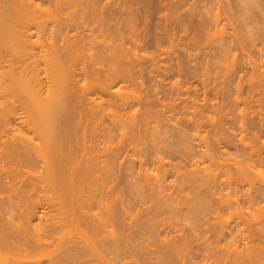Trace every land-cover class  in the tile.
Masks as SVG:
<instances>
[{"label": "bare ground", "instance_id": "bare-ground-1", "mask_svg": "<svg viewBox=\"0 0 264 264\" xmlns=\"http://www.w3.org/2000/svg\"><path fill=\"white\" fill-rule=\"evenodd\" d=\"M19 1L0 0V264H19L20 256L19 252L16 253V248L22 239L15 241L18 243L16 247L8 246L19 232L24 234L26 241H30L28 245L33 242L32 250L36 251L37 248L38 253L42 248L46 251L47 247L53 248L57 244L54 253V248L50 249L51 255L55 254L52 257L47 255L50 250L46 255L44 251L41 252L48 258L51 257L47 258L48 264H90L91 258L88 260V254H92V257L93 251H98L97 246H100L102 238L110 242L115 264H127L123 261L128 257L141 259L142 252L148 247L147 245L144 249L142 245L147 240L151 241L150 238H156V245L159 242L157 249L155 247V250L146 254L155 255L151 257L152 260L155 259V264H201L196 262L199 257L194 254L198 253L192 252L194 248L186 231L183 229L182 233H178L181 230H177L181 228V221L191 222L190 229L193 226L201 229L204 224L202 221L206 220V212L210 209L212 213L208 214L214 213L211 210L212 205L215 206L212 204L214 197L216 199L218 193L224 196L225 190L228 191V197L234 195L235 202L229 198L232 203L237 204L236 207L241 204L239 202L243 203L241 199H244L245 194L242 198L241 194L247 185L252 189L248 196L250 199V195L253 201L264 198V183L255 174L257 180L255 172L253 173V170L264 167V63L259 65V62L252 60V54H247V48L246 52L240 51V56L237 55V49V53L232 56L233 47L231 49L228 42L230 37L220 38L212 48L211 41L215 38L217 40L218 36L213 35V40L210 39L211 31L215 29L221 32L218 30L220 21L215 18H195L199 23L195 30L190 28L192 36L187 28V18H177L176 23L185 26L183 29L177 27L185 34L180 35L179 40H176L178 35L176 38L174 36L171 41L170 46L177 58L175 68L171 69L162 64L163 61L158 55L144 50L146 33L140 32L138 26L134 25L137 24L134 22V13L138 10L132 12L133 8L130 9L132 6L128 4V0H122L124 5L120 3L121 0L120 5L117 0H109V4H102V0H74V4L70 2L71 5L67 4V0L54 5L49 2ZM252 1L250 5L254 3ZM248 2L245 3L247 6H243L247 8ZM256 2L258 4H254L259 6L257 9H260L261 15L258 17L260 21L256 20L258 18L253 21L259 30L257 37L260 39L255 37L257 30H252L254 36L251 32L249 40L253 36L259 41L264 37V2ZM126 6L128 9L124 10ZM207 8L206 10H210V7ZM189 17V23L198 21L193 20V16ZM244 29L246 32V27ZM247 31L243 37V31L238 29L239 37L246 39L251 30ZM236 35L235 33L233 36L236 38ZM207 36L208 42L203 39H207ZM188 38L190 39L186 42ZM200 40L207 46L210 45L207 48L209 50L204 48L206 45ZM253 50L251 46L249 51L252 53ZM255 52L262 54L263 51L255 49ZM236 55L247 56L252 63V68L242 70L243 74L238 79L234 63L228 68L225 67L226 71L222 69L223 64L232 61L231 56L236 58ZM5 62L8 64L2 66ZM173 69L176 71L172 72ZM163 77L168 78V81ZM171 77L177 79L168 85ZM146 85L152 87L150 91ZM145 89L149 93H145ZM161 94H165L164 97L168 100L163 97L166 101H161ZM140 105H143V110ZM136 106L142 111L139 113L140 117ZM165 108L171 109L168 111L171 118L168 114L165 115ZM177 122L182 128L177 127ZM202 129L207 133L203 138L197 133ZM190 130H194L193 135ZM129 147L132 156L124 164L128 171L124 178V175L121 176V169L118 172L117 166L123 165L122 154ZM230 150H235L236 153L233 152L237 156L229 154ZM173 154H182V157L179 156L177 162V156ZM226 155L234 158L226 159ZM136 164L139 167L138 172ZM147 165L151 169H147ZM190 166L193 170L187 168ZM120 168L125 171V168ZM212 170H219V173L209 172ZM121 177L124 178L123 182ZM169 179L177 180L179 185L186 187L188 196L181 194L184 189L177 192L178 186L173 189L172 185L171 191L170 184L173 181ZM102 180L103 184L100 183ZM119 180L123 183L122 189L120 188L122 191L118 193L117 190L115 200L111 201V198L105 196L109 198V202L104 201L103 196L108 193V189H105L109 186L108 183H112L114 188V181L118 183ZM37 182L39 189L36 187ZM41 187L44 190L48 188L47 193L51 189L49 194L53 193L54 197L55 192L57 197L59 195V199L53 198L59 203L57 214L54 212L56 215H48L44 195L40 194ZM10 188L15 191L11 195L15 197L11 198L13 203L9 199L10 195L7 196L8 203L7 199L5 202L3 200L7 195L5 191ZM113 188L110 185V190ZM36 190L39 192L38 198ZM112 193L115 195L114 191ZM50 198L46 200L53 211L57 205ZM15 200H18L19 206ZM223 200L227 202L226 198ZM40 202L46 208L38 216ZM17 206H24L23 212ZM232 206L235 207L234 204ZM17 211L21 213L20 217ZM135 211L147 212L150 219H147L148 224L145 226L141 227L139 223V232L129 237L127 232L122 231L130 227L128 219L135 215ZM215 213L218 214L217 220L222 218L218 211ZM102 214L104 223L101 221L102 217L98 218ZM8 215L12 216L11 220ZM13 215L21 218L19 224L15 220L17 226ZM37 217L42 223L32 228L31 223ZM12 221L14 227H17L16 233L14 228V231L10 228ZM220 221L222 229L227 222L225 218ZM6 223L11 225L7 226ZM108 226L111 231L109 228L107 230ZM127 228L126 231L129 232ZM30 231L31 234H27ZM6 233H14V237H6ZM32 235L36 237L35 240ZM224 236L225 234L222 237ZM26 241L20 245H25ZM212 241L209 238L204 243L205 250L209 252L204 264H258L259 252L264 250L256 247L248 255L242 250L244 254L239 251L237 241L236 244L233 240L228 241V248H215L212 245L216 241ZM12 242L15 243L14 239ZM218 242L220 241L217 240ZM8 247L10 251H7ZM4 250L6 254H11L12 250L17 254H12L13 258L7 254L14 259L13 262L9 257L6 259ZM23 250L28 251V248ZM31 251L27 254L32 258L29 259L30 264H42L43 262H35L38 253ZM20 252L22 254L21 249ZM101 255L102 253L99 254L102 259L105 254ZM17 256L19 261H16ZM94 260L96 259L93 262ZM102 262L107 263L109 260L105 256L99 263ZM95 263L97 262L92 264Z\"/></svg>", "mask_w": 264, "mask_h": 264}, {"label": "rangeland", "instance_id": "rangeland-1", "mask_svg": "<svg viewBox=\"0 0 264 264\" xmlns=\"http://www.w3.org/2000/svg\"><path fill=\"white\" fill-rule=\"evenodd\" d=\"M17 2H20L19 0H16ZM27 1H30V2H36V3H40V2H49V3H52V5H54L55 3H58V2H60L59 4H61V2L62 1H66V0H27ZM77 0H75V2H76ZM103 2H102V4L103 3H107V4H109V3H111L109 0V2H104V0H102ZM118 1V3H119V0H117ZM125 1V0H124ZM124 1L122 2V0L120 1V3H122L123 5H124ZM129 1V3L128 4H130L132 7L130 8V9H132V12H135V11H137V12H135L134 13V18H135V23H137V24H134V25H137L136 27H137V29L139 28V30H140V32L142 31H145L144 32V34H145V46H144V50L146 51V52H148V53H151V54H156V55H158V57H160V60L161 61H163L162 62V64H164L166 67H170L171 69L174 67L175 68V64L177 63V60H175V59H177V58H175L176 57V55H175V53H174V50H172V48H171V46H170V44L172 43L171 41H172V39H173V37L174 38H176L177 37V35H178V38H176V40H179V36L181 35L182 36V34L184 35L185 34V32H183L182 30H180V28L179 27H181V29H183V27H185V26H179L177 23H176V21H177V18H179V17H183V18H187V28H188V30L189 31H191V29H193V30H195V28L197 27L196 25L199 23V20L198 19H200L199 17H202V18H207V19H214L215 18V20L216 19H218V21H220L219 23V27H218V30H220L221 32L219 33L218 31H216L215 29H213L212 31H211V33H210V35H211V37H210V39H212L213 40V38H214V36L213 35H216V36H218L217 37V40H215L214 39V41H211V42H213V43H207L208 45L210 44L211 46H212V48H214L213 47V44H214V46H216L217 45V41L219 40L220 41V38L222 39V38H224V37H230V39L228 40V42H229V44L231 45V49H232V47H233V52L231 51V54H232V56L234 55V54H236L237 52V55L239 54V53H241V52H244L245 50H246V48H247V54H248V52H249V54L251 55L250 57H251V59L252 60H255L259 65H263V63H264V56H263V53H264V37L262 38L261 37V39H263V40H255V38L253 37L254 35H253V32H252V30H257V26L256 25H254V22L256 21V20H259L260 21V15L261 14H259V11H260V9H259V11H258V7L259 6H257V0H248V1H246V0H128ZM141 1V2H140ZM248 2V7L246 8L245 6H247V4H245L246 2ZM254 2V3H257V4H254V3H251V5L249 4L250 2ZM264 2V0H258V2ZM63 2V3H64ZM70 2H71V4H74V0H67V4L69 3L70 4ZM78 2V1H77ZM125 2H127V1H125ZM262 2V3H263ZM116 4H117V2H115ZM120 3H119V5H120ZM139 3V4H138ZM152 3V4H151ZM65 4V3H64ZM64 4H62V5H64ZM70 4V5H71ZM75 4H77V3H75ZM115 4V5H116ZM127 3H125V5H126ZM192 4H193V6H192ZM205 4V5H204ZM228 4V5H227ZM245 4V6H243ZM114 5V4H113ZM130 5H128V6H130ZM150 5V6H149ZM253 5H256V7L255 6H253ZM66 6V5H65ZM103 7H105L104 5H102ZM203 6V7H202ZM210 7L209 9L210 10H206V9H208L207 7ZM253 6V7H252ZM107 7V6H106ZM117 7H118V5H117ZM127 7V6H126ZM123 8L124 10H127L128 9V7L127 8ZM193 7V8H192ZM194 7H195V9H194ZM249 7H251V8H249ZM255 7V8H254ZM116 7H114V9H115ZM230 10H229V9ZM139 11H140V13H139ZM194 11V12H193ZM200 11V13L198 14V12ZM205 11V12H204ZM243 11V12H242ZM180 12V13H179ZM197 14H196V13ZM209 12V13H208ZM211 12V13H210ZM244 12H246V13H244ZM261 12V11H260ZM139 13V14H138ZM192 13V14H191ZM203 13V14H202ZM185 14V15H184ZM187 14H190V15H187ZM234 14V15H233ZM246 14H251V15H249V17H248V15H247V17H246ZM175 15V16H174ZM189 16H193L194 18H193V20H198L197 22H194L193 21V23H189V18L191 19V17H189ZM167 18V20H166V18ZM246 17V18H245ZM259 17V18H258ZM165 18V19H164ZM195 18H198V19H195ZM201 18V19H202ZM236 18V19H235ZM255 18H258V19H256L255 20ZM145 19V20H144ZM164 19V20H163ZM206 19V20H207ZM243 19V20H242ZM253 19L255 20V21H253ZM166 20V21H165ZM141 21V22H140ZM210 21H212V20H210ZM244 21V22H243ZM253 21V22H252ZM173 22H174V24H173ZM237 22H238V25H236L237 24ZM251 22L253 23L252 24V26H251ZM143 23H144V25H143ZM177 25H176V24ZM240 23V24H239ZM246 23V24H245ZM250 24V25H249ZM172 25H174V26H172ZM246 27V32H248L247 31V29H249V30H251L249 33H248V35H247V37H246V39H242V37L240 38L239 36V34H240V32H242L243 31V35L244 34H246V32H244L245 31V29L243 30V28H245L244 26ZM145 26V27H144ZM168 26V27H167ZM176 26V27H175ZM177 26H179V27H177ZM264 26V25H263ZM170 27V28H169ZM238 27H240V28H238ZM255 27V28H254ZM258 27H261V26H258ZM141 28V29H140ZM144 28V29H143ZM175 28V29H174ZM177 28V29H176ZM191 28V29H190ZM223 28V29H222ZM173 29V30H172ZM238 29L240 30V32H238ZM138 30V31H139ZM176 30V31H175ZM179 31V32H178ZM182 31V32H181ZM234 33H233V32ZM259 30H257V31H255L256 32V39H260V37L258 38L257 37V32H258ZM263 31H264V28H263ZM262 31V32H263ZM224 32L227 34H224ZM251 32H252V34H251ZM72 33V32H71ZM192 31L190 32V35L192 36ZM214 33V34H213ZM216 33H219L218 35L216 34ZM235 33L237 34L236 35V38L233 36V35H235ZM239 33V34H238ZM264 33V32H263ZM228 34H230L229 36H228ZM249 34H251V35H253L252 36V40H249L251 37V35H249ZM162 35V36H161ZM209 35V36H210ZM243 35H241V36H243ZM209 36H207V39L206 38H203L204 39V41L205 40H207V42L209 41ZM246 35H244L243 37H245ZM171 37V38H170ZM190 37V36H189ZM206 37V36H205ZM250 37V38H249ZM191 38V37H190ZM190 38H188L187 40H186V42L187 41H189V39ZM239 38V39H238ZM254 38V39H253ZM171 39V40H170ZM200 39H202V38H200ZM241 39V40H240ZM182 40V39H181ZM190 40H192V38L190 39ZM243 40V41H242ZM245 40H247L248 42H252V43H254V45H252V43L250 44V43H248L247 41H245ZM253 40H255V41H253ZM247 43H245V42ZM177 42V41H176ZM185 42V41H184ZM200 42H203V40L201 41L200 40ZM244 42V43H243ZM257 44H256V43ZM259 42V43H258ZM261 43V44H260ZM202 44H204V42L202 43ZM206 44H204V46H205ZM210 45L209 46H207L206 45V47H204L205 49H207V48H209L210 47ZM229 45V46H230ZM243 45L245 46V47H243ZM256 45V46H255ZM202 46V45H201ZM247 46V47H246ZM250 46V47H249ZM251 46H252V50L254 51V52H250L249 50L251 49ZM261 46V47H260ZM243 47V48H242ZM148 48V49H147ZM241 48V49H240ZM249 48V49H248ZM211 49V48H210ZM237 49H238V51H237ZM244 49V50H243ZM255 49H257L258 51H263L262 52V54L260 53L259 54V52L258 53H256L255 52ZM207 50H209V49H207ZM37 51V50H36ZM237 51V52H236ZM241 51V52H240ZM245 51V52H246ZM236 52V53H235ZM39 52L37 51V54H38ZM234 53V54H233ZM253 53H254V56H253ZM36 54V55H37ZM244 53H242V55H243ZM39 55V54H38ZM162 57H161V56ZM174 55H175V57H174ZM237 55H236V60H234V58L231 56V59H233L235 62H233V60L232 61H229V62H225L223 65H224V67L222 68V69H224L225 67H227L228 68V66H230L232 63H234V65L236 66V70L235 71H237V73H236V78L238 79V77H240L243 73H242V70H245V69H251L252 67V63L250 62V60H249V58L247 57V56H244V57H237ZM257 55V56H256ZM259 55V56H258ZM178 56V55H177ZM238 56H240V54L238 55ZM255 57H257V58H255ZM230 59V60H231ZM8 64V63H7ZM6 64V62L5 63H3L2 64V66H6L7 65ZM37 64V63H36ZM173 64V65H172ZM238 64V65H237ZM41 65H42V63H41ZM40 65V66H41ZM249 67V68H248ZM6 68V67H5ZM42 69V67H39V69ZM170 69V70H171ZM222 69H221V71H222ZM233 69V68H232ZM38 70V69H37ZM225 70V69H224ZM240 70V71H239ZM38 71H40V70H38ZM168 71V70H167ZM176 71V69H173L172 70V72H175ZM226 71V70H225ZM165 72V71H164ZM171 72V73H172ZM241 72V73H240ZM171 73H169V75H171ZM166 74V73H165ZM173 74V73H172ZM241 74V75H240ZM175 77H177V76H175ZM161 79V78H160ZM163 79H166V78H164L163 77ZM177 78H174V77H171V80H170V78H169V82H167L168 81V78L166 79L167 81V83H168V85L170 84V83H172V82H174L175 80H176ZM172 81V82H171ZM165 82V83H166ZM147 86V85H146ZM146 86H145V88H146ZM148 86H149V88L150 89H148ZM147 86V89L150 91L151 90V86L150 85H148ZM147 89H145V90H147ZM148 90L147 91H144L145 93L146 92H148ZM152 90H155L154 88L152 89ZM152 92V91H151ZM149 93V92H148ZM148 95H150V94H148ZM153 94H151V96H152ZM164 95L165 94H161L159 97L161 98V101H162V99H163V97H164ZM167 95V94H166ZM168 97V96H167ZM158 98V97H157ZM159 98V99H160ZM165 98V97H164ZM165 99H167L168 100V98H165ZM165 99H163V101H166ZM160 101V102H161ZM170 101V100H169ZM166 103V102H165ZM169 102L167 101V103L166 104H168ZM170 103H171V101H170ZM139 105V104H138ZM137 105V106H138ZM136 106V107H137ZM135 107V108H136ZM140 107H141V109L143 108V105L141 106L140 105ZM169 107V106H168ZM170 108V107H169ZM169 108H165L164 109V111L165 110H167V113H166V111H165V115L166 116H168L169 118H171L170 117V113L168 112V111H170L171 109H169ZM137 109H138V107H137ZM140 109V110H141ZM144 109V108H143ZM142 109V110H143ZM169 109V110H168ZM138 111H139V109H138ZM179 111H181V110H179ZM142 112V111H141ZM141 112L139 111L138 112V115H139V113L141 114ZM168 114V115H167ZM139 117H140V115H139ZM181 117H183V116H181ZM176 121V120H175ZM175 121L173 122V125H175L174 123H175ZM181 122H182V120H181ZM172 123V122H171ZM179 123L177 122V127H179V125H178ZM184 126V125H183ZM181 128H182V126H180ZM179 127V128H180ZM186 127V126H185ZM194 130H190V133L192 134V132H193ZM200 132H202V133H200ZM198 131L197 133L200 135V137L201 138H203L204 136H206V132H205V130L204 129H202L201 131ZM196 133V132H195ZM196 133V134H197ZM190 134V135H191ZM193 135V134H192ZM262 140H264V136H263V138H262ZM197 143V142H196ZM199 143V142H198ZM201 144V143H200ZM128 148V147H127ZM144 148H146V146L144 147ZM129 152H130V147H129V149H127ZM128 151H125V154H122V156H124V157H122V158H124V160L122 159V164L123 165H119V167L117 166V168H119V173H120V169H121V172H122V174H121V176H123L124 178L126 177V175H127V170H126V168H125V165L124 164H126V161H128V159L130 158V156H132V154H131V152L129 153ZM236 153V151L235 150H230L229 151V154H231V155H235V156H237L234 152ZM234 153V154H233ZM129 157H128V156ZM175 157L177 156V154H173ZM179 156H180V158L182 157V154H178V156H177V158H175V161H176V159H178L177 160V162L179 161ZM173 157V156H172ZM227 157V158H226ZM126 158V159H125ZM140 158V157H139ZM225 158L226 159H228V158H230V159H233L232 157H229V156H225ZM125 161V162H124ZM180 161H181V159H180ZM128 164H129V162H128ZM1 166V165H0ZM129 166V165H128ZM132 167H133V165H131ZM136 166H137V164H136ZM135 166V167H136ZM185 166H186V163H185ZM189 166V165H188ZM8 167L9 166H7V169H8ZM120 167H123V168H125V171H123L124 169H122V168H120ZM126 167H127V165H126ZM203 167V165L200 167V168H202ZM1 168V167H0ZM139 169V167L137 166L136 167V169ZM146 168L148 169H151V167H150V165H147L146 166ZM187 168H189V170H193V168L190 166V167H187ZM6 169V168H5ZM4 169V170H5ZM138 169H137V172H138ZM188 170V169H187ZM256 170V171H255ZM255 170H253V173H254V176H255V174H257V176H258V178H259V180L262 182V183H264V167H259V168H257V169H255ZM217 170H215V172H216ZM209 172H213V170L212 171H209ZM209 172H207V173H209ZM215 172H213V174H216ZM217 173H219V170L217 171ZM123 177H121L123 180H122V182L124 181V178ZM256 177V176H255ZM175 179V178H174ZM174 179H169L170 181L172 180L173 181V183H171V182H169V180H168V183L171 185V187H170V189H171V191H173L172 190V185H173V189L174 188H176L177 186V192L179 191V189L180 190H183V192L181 191V194L182 195H186V197L188 196L187 195V191L185 190L186 189V187L184 188V186H182V185H179V183L178 182H176L177 180H174ZM256 179H257V177H256ZM258 180V179H257ZM121 180H119V182L118 183H116L117 181H114V188L116 189H114L113 188V185H112V183H108L109 184V186L107 187V188H105V189H108V193H107V195L105 194L103 197H109V198H111L110 200L112 201V200H115V198L116 197H114V196H116L117 195V190H118V193L120 192V191H122L121 189H122V187H123V183L121 184V182H120ZM39 182V181H38ZM38 182L36 183V187H38L37 185H39L38 184ZM40 183V182H39ZM101 184H103L104 183V181L102 180L101 182H100ZM120 183V184H119ZM167 183V184H168ZM259 183V182H258ZM119 184V185H118ZM42 185V184H41ZM40 185V186H41ZM110 185H111V188H113V190H110ZM117 185L119 186V187H117ZM122 185V186H121ZM43 187V186H42ZM41 187V193L40 194H42V195H44V200H45V203H44V205L45 204H47V208H46V206H44V205H42V203H43V201H42V203H41V207H39L40 205H38V216H40V215H42V212H44L45 211V208H46V210L48 211V215H50V214H52V215H56L57 214V207L59 208V203L57 204L56 203V200L57 199H59V195H58V197L56 196V192H55V197H54V195H53V193L51 194H49V192H50V190L51 189H49V191H48V193L46 192V190H48V188L46 189V190H44L43 188ZM119 188V189H118ZM121 188V189H120ZM10 189H13V188H10ZM10 189H8L7 191H5L6 193H7V195H5L6 196V198H4L3 197V195L1 194V197H3V200H4V202H5V200L7 199V203L9 202L8 200L10 199V201H12L11 200V198L13 197L14 199H15V197H14V195L13 196H11L12 194H14V189H13V191L12 190H10ZM37 189H39V187L37 188ZM245 189H247V190H245ZM252 191V189H251V187H250V185H247L244 189H243V193L241 194V198L243 197L242 195L243 194H245L244 195V199L242 198H239V200L241 199V201L243 200V203L242 202H239V203H241V204H239V206H237L236 207V205L237 204H235V203H232V202H235V197H234V195L232 194L231 196H229V197H231L232 198V202H231V199L228 197V191L227 190H225V191H227V192H225V191H223V193H224V196H223V194L221 193V194H219L218 193V195H217V197H216V199H215V197H214V203H213V201H212V204H214L215 206H213L212 205V208H211V210L214 212L213 214H208V213H210L211 211H210V209L208 210L209 212H206V217H204V219H206L204 222L202 221V223H204L205 224V226H204V224H203V226L201 227V229L200 228H198V229H195L194 228V226H193V224H191V226H193L191 229H192V231H191V229H190V223L191 222H188V221H181V224H180V226H181V228H177V230H180V232H178V233H182L183 232V229H184V232L186 231V234H187V236L189 237V239H190V241H191V245L193 246V250H192V252L193 253H198V254H194L195 255V257H197V255H198V257H199V259H197L196 260V262L197 263H200L201 262V264H204V262H206V259L208 258V255H209V252L207 251V250H205L206 248L204 247L205 245H204V243L205 242H207L208 240H209V238H210V240H211V242H213L212 240H215L214 242L216 243V244H214L213 243V245L212 246H214L215 248H217V247H226V248H228V246H227V244L229 243L228 241H232L233 240V242L235 243L236 241H237V244H238V246H239V248H240V250L239 251H244V253L245 254H248V255H251L250 253H252V251H253V248H256V249H258V248H260V249H264V227H263V223H264V221H262L261 222V219L264 217V198H260V199H258L257 201H253V198H252V196L250 195V197H251V199L248 197L249 196V193ZM38 190H36V192H37ZM44 191H45V193H44ZM53 191V190H52ZM107 191V190H106ZM109 191H110V193H109ZM115 192V195H114V193H112V192ZM249 191V192H248ZM44 194H43V193ZM104 192V191H103ZM246 192H247V194H246ZM17 193V192H16ZM112 193V194H111ZM3 194H5L4 192H3ZM37 194V198H38V194H39V192H37L36 193ZM108 194H109V196H108ZM9 195H10V197H9ZM48 197H47V196ZM50 195H53L52 196V198H50ZM221 195H222V197H221ZM9 197V199H8V197ZM16 196V195H15ZM220 196V197H219ZM35 197H36V195H35ZM57 197V198H56ZM104 198V201H107L108 200V202H109V198L107 199V198ZM228 197V198H227ZM16 198H17V196H16ZM48 198H50V199H52V201L54 200L53 198H56V200H54L53 201V204L54 203H56V208H53L54 210L52 211V207H49L50 205H49V202L47 201L48 200ZM219 198H222V199H220L219 200ZM226 198V200H227V202H225L223 199H225ZM34 198H32V200H33ZM47 199V200H46ZM230 200V202H229V200ZM233 199H234V201H233ZM262 199V200H261ZM34 200H36V199H34ZM222 200L225 202H222ZM248 200H250L251 201V203L248 201ZM260 200V201H259ZM18 201V200H17ZM16 200H15V202H17ZM37 201H39V199L37 200ZM46 201H47V203H46ZM252 201L254 202V203H252ZM261 201H262V203H261ZM221 202H222V205H221ZM246 202V203H245ZM12 203H13V201H12ZM18 203V202H17ZM50 203H51V201H50ZM257 203V204H256ZM19 204L20 203H18V206H19ZM52 204V203H51ZM224 204H231L230 206H226V205H224ZM232 204H234L235 205V207L234 206H232ZM217 205H218V207H217ZM259 205V206H258ZM17 206V207H18ZM44 206V207H43ZM54 206V205H53ZM24 207V206H23ZM23 207H18V209H19V211L21 210L22 211V209H23ZM230 207V208H229ZM233 209H232V208ZM44 208V209H43ZM51 208V209H50ZM226 208V209H225ZM17 209V208H16ZM17 209V210H18ZM56 209V210H55ZM262 209V212L260 211ZM49 210H51V211H49ZM151 210V209H150ZM149 210V211H150ZM153 210V209H152ZM227 210V211H226ZM19 211H17V214L19 213ZM216 211H218V213H219V216H221V214H222V218L224 219H226V221L225 222H227L228 223V227H227V223H226V226H222L223 228L221 229V219L219 218V220H217L218 218L216 217V215H218V214H216L215 212ZM23 212V211H22ZM41 212V213H40ZM54 212L56 213V214H54ZM139 212V211H138ZM138 212H136L135 211V215L133 216L132 215V217L131 218H129L128 220V224L130 223V227L129 228H127V230H130V231H132V232H130V234H129V232L128 231H126V228H125V230H121V229H119V231L121 230L122 232H127L128 233V236L130 237V236H132L133 237V235L132 234H134V233H138L139 232V230L138 229H140L139 227V223H140V225H141V227L142 226H145V225H147L148 224V221H149V219H150V217L147 215V212H144L145 213V215H144V213L141 211V213H138ZM221 212V213H220ZM59 213V212H58ZM212 213V212H211ZM20 215H19V217L21 216V213H19ZM104 214V213H103ZM99 215V217L98 218H100L101 219V217L103 218V219H101V221H103L104 220V215ZM207 214H208V217H207ZM52 215H50V216H52ZM144 215V216H143ZM147 215V216H146ZM209 215H210V217H209ZM212 215V216H211ZM213 215L215 216V219H213ZM259 215V216H258ZM263 215V216H262ZM9 216V215H8ZM15 215H13V217H14ZM136 216V217H135ZM10 217H12V216H9V218ZM47 217H49V216H47ZM134 217V221L132 220V218ZM138 217V218H137ZM147 217V218H146ZM212 217V218H211ZM256 217V218H255ZM9 218H8V221H9ZM15 218V219H14ZM13 219H14V222H15V220L17 221V224H19L18 223V221H20L21 220V218H19L18 219V215H17V217L15 216ZM105 218H106V215H105ZM261 218V219H260ZM12 219V220H13ZM131 219V220H130ZM138 221H137V220ZM147 219H148V221H147ZM245 219V220H244ZM259 219V220H258ZM10 220H11V218H10ZM209 220V221H208ZM241 220V221H240ZM257 220V222H254V221H256ZM38 221V222H37ZM42 221V220H41ZM40 220H39V218L37 217L35 220H33L32 221V228H36L37 226H39L38 224L39 223H42ZM45 219H44V223H45ZM223 221V220H222ZM246 221V222H245ZM260 222V225H259V222ZM10 222V221H9ZM23 222V221H22ZM205 222H207V224L205 223ZM225 222H223L224 224H225ZM11 223V222H10ZM10 223H6V224H8L7 226H9V224ZM103 223H104V221H103ZM105 223L107 224V225H110V224H108V220H105ZM131 223H133V225L131 224ZM220 223V224H219ZM222 223V224H223ZM5 224V225H6ZM22 223L20 222V225H21ZM11 225V224H10ZM15 225H16V222H15ZM34 225L36 226V227H34ZM106 225V226H107ZM134 225H136L135 227H134ZM189 227H188V226ZM11 226H13V227H11ZM10 226V228L11 229H15V233L17 232V227H14V225H13V221H12V225ZM17 226V225H16ZM184 226H186V227H184ZM262 226V227H261ZM19 227V226H18ZM110 226H108L107 227V230H109L110 228H109ZM134 228V229H132V228ZM138 227V228H137ZM226 227V228H225ZM251 227H253V228H255V229H252ZM257 227H259V228H257ZM31 228V229H32ZM109 228V229H108ZM224 228H225V230H224ZM256 228H257V230H256ZM263 228V229H262ZM7 229H8V227H7ZM6 229V230H7ZM14 229H13V231H14ZM18 229H20V228H18ZM124 229V228H123ZM132 229V230H131ZM137 229V230H136ZM187 229V230H186ZM189 229V230H188ZM207 229V230H206ZM263 231H262V230ZM21 230V229H20ZM19 230V231H20ZM195 230V231H194ZM224 230V232H222ZM11 231V230H10ZM109 231H111V229L109 230ZM120 231V232H121ZM137 231V232H136ZM141 231V230H140ZM194 231V232H193ZM202 231V232H201ZM208 233H207V232ZM214 231V232H213ZM221 231V232H220ZM6 232V231H5ZM35 232V231H34ZM187 232H189V233H187ZM204 232V233H203ZM220 232V233H219ZM20 233V232H19ZM18 233V234H19ZM126 233V234H127ZM193 233H194V235H193ZM215 233V234H214ZM7 234V233H6ZM8 234H10V233H8ZM6 235V237H8V236H11L12 234H10V235ZM18 234H16L15 236L16 237H14L13 235H14V233H13V239H14V242L16 241V242H19L21 239L23 240V238L25 237L24 236V234L23 235H21V233H20V235H21V237H20V235H18ZM27 234H31V231H30V233H27ZM34 234V233H33ZM36 234V233H35ZM125 234V235H126ZM200 236H199V235ZM209 234V235H208ZM220 236H219V235ZM223 234H225V236L224 237H222L223 236ZM135 235V234H134ZM172 235V234H171ZM174 235H176V234H174ZM178 235V234H177ZM204 235H205V237H204ZM209 237H208V236ZM231 235V236H230ZM33 237H34V235H32ZM128 236H126L127 238H128ZM196 236V237H195ZM198 236V237H197ZM203 236V237H202ZM18 237L20 238V239H18ZM23 237V238H22ZM29 237V236H28ZM131 237V238H132ZM162 237V236H161ZM206 237H208V238H206ZM212 237H213V239H212ZM221 237V238H220ZM15 238H16V240H15ZM195 238V239H194ZM218 238V239H217ZM236 238V239H235ZM10 238H8V240H9ZM13 239H12V241H13ZM18 239V240H17ZM26 238H24V240L22 241H20V243H19V245H17L18 243H13L11 240H9V241H11L12 242V244H10L11 242H9V245L8 246H12V247H14L15 245H17V247L18 248H16V249H18L17 250V252L16 253H18L19 252V254H18V256H20V261L18 260V256H17V260L16 261H19V264H30V262L29 261H31V260H29L30 258H29V255L27 256V254H29L28 252L29 251H31L32 250V248H33V242H31L29 245H28V243L30 242V241H28V239H27V241L25 240ZM30 239H32V238H30ZM34 240L36 239V237H34L33 238ZM103 239V240H102ZM101 240L102 241H100L101 243H99V247L97 246V249H98V251H96V252H94L93 251V254L94 255H96L98 252H99V254H101L102 253V255H104V256H102L103 258L101 259L100 258V256H99V254H97V256H99L98 258H97V256H92L93 257V259H96V260H94V262H97V263H99L101 260L103 261L104 260V258H105V256H106V258H107V261L109 260V262H107V263H104V262H106V260L104 261V262H102V263H99V264H115V256H113L111 253V250H110V242L108 241V239L107 240H104V238H102ZM193 239V240H192ZM206 239H208V240H206ZM230 239H232V240H230ZM234 239H235V241H234ZM256 239V240H255ZM34 240H32V241H34ZM149 240H151V241H153V242H151V241H148L147 240V242L145 243V244H143L142 246H143V248L145 249V246H147L148 245V247H146V250H148V251H143L142 252V257H141V259H138L137 257H128L126 260L124 259V263H127V264H155V259L154 260H152L151 259V257H155V255H152V256H150V255H146L147 254V252H151V250L153 251V250H155V247H156V249L159 247V242H157V245L155 244L156 242H154V240H156V238H150ZM202 240V241H201ZM217 240L218 241H220V242H218V243H221V244H218L217 243ZM25 241L27 242L25 245H20V244H24L25 243ZM105 241H108V242H105ZM157 241V240H156ZM257 241V242H256ZM259 241V242H258ZM22 242V243H21ZM36 242V241H35ZM103 242V243H102ZM150 242H151V244H150ZM148 243V244H147ZM155 244V246H154V244ZM232 243V242H231ZM230 243V244H231ZM233 243V244H234ZM250 243V244H249ZM14 244V245H13ZM109 244V245H108ZM198 244H199V246H198ZM229 244V245H230ZM232 244V245H233ZM236 244V243H235ZM247 244V245H246ZM257 244V245H256ZM34 245H35V243H34ZM57 245V244H56ZM56 245H54L55 247H53V248H51V247H47L46 248V251H45V249L44 248H42L43 250L41 251H39V253H40V255H39V253L37 252L38 251V249L36 248V251H31V252H37L36 254H37V256H36V258L37 259H35L34 261L35 262H39V263H42V264H48V262L47 261H49V260H47V256H45L47 253L46 252H49V250L50 249H53L54 251L52 252V253H54L55 252V249H57V246ZM150 245H151V247H152V245H153V247L152 248H154V249H151V247H150ZM226 245V246H225ZM25 246H26V248H28V251L27 250H23V249H26L25 248ZM28 246V247H27ZM32 246V247H31ZM53 246V245H52ZM200 246H202V247H200ZM16 247V246H15ZM19 247H20V249H21V251H22V254H21V252H20V249H19ZM30 247V248H29ZM96 247V246H95ZM102 247V248H101ZM248 247H249V249H248ZM11 248V247H10ZM112 248V247H111ZM148 248V249H147ZM214 248V249H215ZM7 249V251H8V249H9V247L8 248H6ZM255 249V250H256ZM110 252H109V251ZM202 250H204V251H202ZM219 250V249H218ZM223 250V249H222ZM9 251H10V249H9ZM16 251V250H15ZM24 251V252H23ZM27 251V252H26ZM44 251V252H43ZM107 253H106V252ZM202 251V252H201ZM215 251V250H214ZM217 251V250H216ZM241 251V252H242ZM12 252H13V250H12ZM10 252L11 254H9V252L7 253V254H9V256H13L15 253L13 252ZM41 252H43L45 255H43V254H41ZM101 252V253H100ZM256 252V251H255ZM24 253V254H23ZM104 253V254H103ZM111 255H110V254ZM206 253V254H205ZM243 253V252H242ZM243 253V254H244ZM258 253V252H257ZM263 253V254H262ZM6 254V252H5V250H4V255ZM5 255L6 256V259H8V255ZM13 254V255H12ZM199 254H200V256H199ZM203 254V255H202ZM204 254H205V256H204ZM208 254V255H207ZM216 254L218 255V251L216 252ZM15 255H17V254H15ZM14 255V256H15ZM32 255H33V253H32ZM41 255H43V257H46V258H43ZM48 256L50 255L51 257H52V255H55V254H52L51 255V250H50V253L49 254H47ZM88 255H90L89 257H87L88 258V260L90 259V264H92V263H94L93 262V259H92V257H91V255L92 254H88ZM248 255H245V256H248ZM259 255H260V258H259V263L258 264H264V250L263 251H261V252H259ZM39 256H40V258L42 259V260H40V258H39ZM202 256V257H201ZM51 257H49L48 259H50ZM207 257V258H206ZM13 258V257H12ZM22 258V259H21ZM33 258H35V257H33ZM101 259L99 262L97 261L98 259ZM131 258V259H130ZM151 260H150V259ZM201 258V259H200ZM204 258V259H203ZM11 258L9 257V260H10ZM32 259V258H31ZM13 260L14 259H11V262H13ZM21 260H23V261H21ZM40 260V261H39ZM92 260V261H91ZM198 260H199V262H198ZM200 260H202V261H200ZM15 261V262H16ZM26 261V262H25ZM113 261V262H112ZM10 262V261H9ZM211 261H209V263H210ZM18 263V262H17ZM32 263V262H31ZM97 263H95V264H97Z\"/></svg>", "mask_w": 264, "mask_h": 264}]
</instances>
